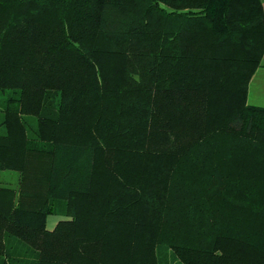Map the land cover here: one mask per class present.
Instances as JSON below:
<instances>
[{"label":"trees","instance_id":"trees-1","mask_svg":"<svg viewBox=\"0 0 264 264\" xmlns=\"http://www.w3.org/2000/svg\"><path fill=\"white\" fill-rule=\"evenodd\" d=\"M263 56V0H0V264H264Z\"/></svg>","mask_w":264,"mask_h":264},{"label":"crops","instance_id":"crops-1","mask_svg":"<svg viewBox=\"0 0 264 264\" xmlns=\"http://www.w3.org/2000/svg\"><path fill=\"white\" fill-rule=\"evenodd\" d=\"M264 3V2H263ZM248 103L253 105L264 106V56L261 66L256 70L249 84ZM56 218L48 226H52Z\"/></svg>","mask_w":264,"mask_h":264},{"label":"rangeland","instance_id":"rangeland-1","mask_svg":"<svg viewBox=\"0 0 264 264\" xmlns=\"http://www.w3.org/2000/svg\"><path fill=\"white\" fill-rule=\"evenodd\" d=\"M263 2H264V0H263ZM3 96L5 97V95H3ZM5 173H6V172H5ZM7 178L10 180L11 184H14V183H15V180H16V173H14V172H10V176L7 177ZM54 218H56V215H49V216L47 217V223L50 225V224L52 223V220H53Z\"/></svg>","mask_w":264,"mask_h":264}]
</instances>
